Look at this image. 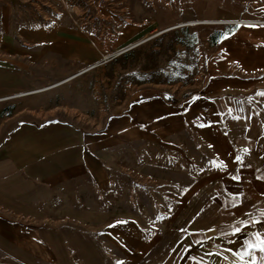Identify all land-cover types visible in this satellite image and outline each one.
I'll list each match as a JSON object with an SVG mask.
<instances>
[{"label":"rangeland","instance_id":"1","mask_svg":"<svg viewBox=\"0 0 264 264\" xmlns=\"http://www.w3.org/2000/svg\"><path fill=\"white\" fill-rule=\"evenodd\" d=\"M228 81L251 89L209 95ZM262 94L264 0H0V147L25 127L105 132L146 99L175 100L184 115L206 101L183 137L130 133L128 151L94 163L103 183L82 206L127 203L140 219L113 247L100 237L115 264H264ZM56 199L34 204L45 214L29 220L30 256L0 248V264L74 255L81 241L59 232Z\"/></svg>","mask_w":264,"mask_h":264},{"label":"crops","instance_id":"2","mask_svg":"<svg viewBox=\"0 0 264 264\" xmlns=\"http://www.w3.org/2000/svg\"><path fill=\"white\" fill-rule=\"evenodd\" d=\"M249 89V85L232 84L228 81L216 85L208 93L214 98L221 95H241ZM217 104L220 101L217 100ZM188 106L194 108V111L184 115L183 108L180 109L182 105L173 106L161 98L146 99L135 111L113 119L105 132H82L61 124H52L40 130L30 127L21 129L0 147V248L8 249L6 255L12 259L18 253H25L24 257L30 256L33 249L31 236L34 234L32 217L45 214V211L35 209L34 204L57 201V197V207H54L62 215L58 219L59 232H73L77 239L85 242L84 245L75 242L74 255L62 256L58 263L115 264L112 258L107 261L100 237L109 233L111 244L108 246L113 247L117 244L113 237H121L124 229L129 232L130 221L136 223L135 228L138 229L140 219L127 203L114 208L105 205L104 211L103 205L92 209L82 206V202L90 198V191L95 185L103 183L99 179L98 168L94 171L93 165L109 162V158L115 154L128 151L130 133L136 134L141 143L161 135V129L165 127H169L174 138L183 137L187 134L186 126L189 121L204 115L199 109L206 106V101H193ZM204 117L206 118L205 115ZM138 126L148 127L149 131H140ZM218 140L223 145L212 142L218 150L213 148L223 157L219 152H222L220 147L226 146V140L224 137ZM103 169L102 167V171ZM144 197L143 192L138 193L139 200L143 201ZM71 215L76 218L82 215L85 220L78 219V223L76 218L75 221L70 218ZM3 216L9 218L3 220ZM85 216L91 218L86 219ZM64 238V234L57 236L61 248L64 246L63 240L66 242ZM104 243L106 245L110 242ZM78 246L79 249H76ZM157 259L159 262L160 258ZM20 260V263H28L23 258ZM152 260L156 262L155 257ZM135 261L126 260L125 263L132 264ZM51 262L56 264L57 257H53Z\"/></svg>","mask_w":264,"mask_h":264},{"label":"trees","instance_id":"3","mask_svg":"<svg viewBox=\"0 0 264 264\" xmlns=\"http://www.w3.org/2000/svg\"><path fill=\"white\" fill-rule=\"evenodd\" d=\"M224 37H225V36L221 35V38H220L219 40L221 41ZM214 39H215V37H213V40H214ZM219 40H218V39H215L214 44H215V45L218 44ZM167 102H168L169 104L173 105V106H178V105H179V103H178L177 101L172 100V99H169Z\"/></svg>","mask_w":264,"mask_h":264},{"label":"snow or ice","instance_id":"4","mask_svg":"<svg viewBox=\"0 0 264 264\" xmlns=\"http://www.w3.org/2000/svg\"><path fill=\"white\" fill-rule=\"evenodd\" d=\"M262 95H264V94H262ZM260 221H257V223H259ZM259 251H261V252H264V247H261L260 249H259Z\"/></svg>","mask_w":264,"mask_h":264}]
</instances>
